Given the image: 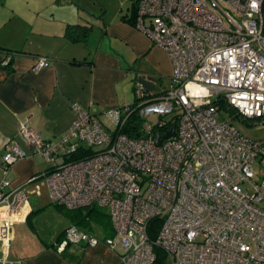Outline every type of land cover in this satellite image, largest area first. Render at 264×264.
<instances>
[{"label":"built area","instance_id":"obj_1","mask_svg":"<svg viewBox=\"0 0 264 264\" xmlns=\"http://www.w3.org/2000/svg\"><path fill=\"white\" fill-rule=\"evenodd\" d=\"M137 1L135 28L168 56L169 87L146 93L135 84L136 106L118 113L122 125L140 117L136 138L108 131L79 104L57 140L20 124L23 143L50 167L22 187L0 183V264H21L8 258L12 227L31 213L37 192L28 187L40 179L52 203L107 210L113 237L104 245L121 248V264H156L155 251L163 264H264V138L221 120L223 111L264 128V0ZM49 64L40 57L33 69ZM151 115L156 125L144 123ZM173 127L156 146L155 135ZM25 158L14 143L0 166ZM100 244L72 225L57 251Z\"/></svg>","mask_w":264,"mask_h":264},{"label":"crops","instance_id":"obj_2","mask_svg":"<svg viewBox=\"0 0 264 264\" xmlns=\"http://www.w3.org/2000/svg\"><path fill=\"white\" fill-rule=\"evenodd\" d=\"M67 8L64 0H0V163L7 147L14 143L26 155L7 170L0 166V183L8 182L12 188L22 187L40 175L43 160L21 140L20 124L45 139L57 140L74 120L73 104L100 119L113 109L127 106L122 102L123 94L129 81L134 89V74L151 77L155 89L162 79L170 84L172 65L168 56L122 20L128 10L110 16L103 11L94 25L75 20ZM64 10L68 13L64 14ZM69 25L90 27L86 40L66 39ZM40 57L47 58L50 64L34 71ZM32 213L31 205L29 216L12 227L9 260L21 264H69L34 237ZM2 251L0 247V259ZM93 251L91 264H111L114 254H121L113 253L104 244Z\"/></svg>","mask_w":264,"mask_h":264},{"label":"rangeland","instance_id":"obj_3","mask_svg":"<svg viewBox=\"0 0 264 264\" xmlns=\"http://www.w3.org/2000/svg\"><path fill=\"white\" fill-rule=\"evenodd\" d=\"M64 2L65 5L69 7L67 9H70V14L75 18V20H87L90 22V24L94 23V25H96L103 11L106 12V16L119 14L120 12L122 14L127 13L126 11L130 7L132 0H71V2L69 0H64ZM63 13H68V10H64ZM127 84V89L123 94L124 99L122 102H124L125 105H130L134 103V92L132 82L129 81ZM168 84L169 83L167 80L162 79L161 82L156 83V90L167 89ZM221 115V120L232 122L233 125L239 129L244 136L253 140H261L264 138V128L257 126L247 127L238 120H231L229 114L223 111ZM119 118L120 115L118 113V109H113L112 111L101 115L100 119L98 118V121L108 131L113 132L117 129ZM167 118L168 117L165 119ZM146 120L147 121H144V123L148 122L151 125H156L159 119L157 116L151 115L147 117ZM40 163V173L43 174L44 171L50 166L43 160ZM259 173L260 172L257 170V174ZM259 179L260 178L256 179L257 182ZM43 182L44 179H40L28 187L29 191L33 190L34 193L37 192V194H33L31 197V205L33 207L34 214L31 216L30 224L34 233V237H36L42 245H51L57 242L61 233L65 232V230L73 225L71 219L72 212L65 208H61L50 201L48 191ZM102 211L104 213H108L106 209ZM78 228L82 229L83 227L79 226ZM88 229L90 230L91 234L100 240L101 245H103L104 241L108 239H104L100 224L95 222L93 219L89 221ZM93 250L94 248H84L81 246L69 245L66 247L65 255L67 258L78 259V264H91L93 261L92 255L95 253ZM117 252L121 253V248L119 246L116 247V250L113 253ZM110 260L111 264H121L118 255L114 254V261L112 259ZM65 261L69 263L66 259ZM98 263H100V261H98ZM166 264H170L169 260L166 262Z\"/></svg>","mask_w":264,"mask_h":264},{"label":"trees","instance_id":"obj_4","mask_svg":"<svg viewBox=\"0 0 264 264\" xmlns=\"http://www.w3.org/2000/svg\"><path fill=\"white\" fill-rule=\"evenodd\" d=\"M137 0H132L131 5L128 9L129 14L122 17V20L130 25H133L135 27V21L137 17ZM90 27L86 26H78V25H69L66 28L64 37L68 39L71 42H84L87 38V34L90 31ZM134 90V89H133ZM134 92V103L127 105L125 107H129L132 109V107L136 106L137 98L135 97V91ZM160 93L161 90H156L154 93ZM118 109V112L121 111L123 108ZM124 120V116H120L119 122L117 124V129L113 131V133H119L129 136L130 138H136L139 135V131L142 126V122L140 117L137 115L136 112L131 113L127 119L125 120V123L122 125V121ZM89 155L93 154V151H86ZM47 171V170H46ZM45 171V172H46ZM44 172V173H45ZM55 204V203H54ZM61 208H64L58 204H55ZM68 210V209H67ZM72 212L71 219L73 222V225L76 227L82 226L84 231L90 233V228L88 229V223L90 220H94L95 222H98L102 228L104 239L113 237V229L111 220L109 218V215L107 213H104L102 209L96 208V207H84V208H78L73 210H68ZM33 214V213H32ZM156 226V222H153L151 226L149 227V234L150 236L154 227ZM64 239V232L61 233L59 236L57 242L55 244L47 245L48 250H52L56 253H58L64 260L66 259L70 264H78L79 260L74 258H67L65 255L66 248L62 252L57 251V246L60 244ZM156 257H157V263L156 264H163L164 263V256L161 252L155 251Z\"/></svg>","mask_w":264,"mask_h":264},{"label":"water","instance_id":"obj_5","mask_svg":"<svg viewBox=\"0 0 264 264\" xmlns=\"http://www.w3.org/2000/svg\"><path fill=\"white\" fill-rule=\"evenodd\" d=\"M136 76V82L141 85L143 90L146 93H151L153 91H156L155 89V83L151 77H147L144 74H134ZM175 128L173 127L170 132H168L165 136L161 137L160 135H155V145L159 146L162 139H168L170 137H173L175 135Z\"/></svg>","mask_w":264,"mask_h":264}]
</instances>
